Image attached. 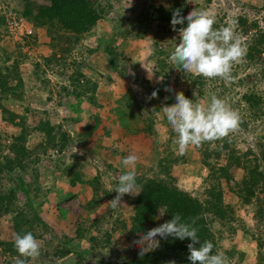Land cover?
I'll return each mask as SVG.
<instances>
[{"label": "trees", "instance_id": "trees-1", "mask_svg": "<svg viewBox=\"0 0 264 264\" xmlns=\"http://www.w3.org/2000/svg\"><path fill=\"white\" fill-rule=\"evenodd\" d=\"M17 1L21 3L19 17L34 28L44 30L49 39L48 47L51 53L42 57V63L32 64V70L25 72L24 64L20 59L24 55L18 51L17 56L10 59L13 52L7 53L5 48L0 47V121L13 128L8 140L1 136L0 132V220L5 218L9 229V232L3 228L0 229L1 264H13L14 258L19 255L14 247L15 234L31 232L38 241H42L43 235L51 231L50 227L38 216L37 206L35 207L34 203L39 198V194L42 195V191L45 194L53 185H49L46 190L40 188L36 180L37 166L47 155L54 153L59 156L72 140L68 129L64 130L63 124H61L62 122L73 121L71 118H63L60 123L54 125L50 123L48 118L41 116L42 112H36L33 113L31 122L28 123L27 108H23V113L15 114L10 110V104L15 102L21 104L25 101V81H33L44 88L46 92L45 101L54 100L53 103L56 107H63L67 103L66 99L70 97L75 101V104L84 100L85 103L95 108L98 105L95 99L96 84L86 80L81 72L83 67L81 60L72 61L71 72L65 81L56 85L52 84V88L49 87V81L44 76L45 72L51 71L54 65H58L61 70L69 65V60H73L72 50L78 41L95 27L109 9L108 6L103 8L100 5L101 0H42L45 2L44 4L32 0ZM203 2L207 3L209 0H203ZM177 8L182 9L183 15H187L189 8L185 0H167L165 6L152 4L141 8L129 25L135 33L133 36L145 34L152 23H158L162 25V28L168 27L167 33L170 31L178 32L179 28L186 27L187 22L185 21L184 25L176 26L177 31L172 30L170 24L172 12ZM4 22L3 17L0 16V27L1 23ZM245 23L243 17L236 18V24L240 27L239 32L244 33L242 29L245 28ZM250 27H255V24H250ZM127 33L129 32L123 29L119 34L124 37ZM117 34L118 32L113 33L114 36ZM111 44L105 46L103 40L98 39L96 47L87 50V53L90 55L94 50L101 49L108 58L111 67L117 69L119 55L117 49ZM245 46L246 55L241 61L245 63V67L255 65L254 68H256L259 59H264V33L259 34L257 32L252 35ZM170 54L169 51L160 52L159 58L155 61L154 75L156 77L162 80L173 72L175 83L183 79L182 84L195 91L199 97L204 96L205 87L208 83L211 85L210 92L220 89V93H224V79L219 77L206 79L185 72L169 62ZM260 67L263 68L264 63ZM61 70L59 76L64 73ZM23 73L26 77L23 76ZM139 81L149 85L148 80L144 78ZM242 82V79L237 80L238 85L244 84L246 88L245 92L240 94L236 108L240 110L245 107L242 109L245 115L239 112L242 114L240 127L245 129L248 122L264 118V101L261 96L252 91L254 84L247 80L241 84ZM166 85V81L164 84L149 85L147 102L145 106L138 107L144 115L142 132L145 134L152 133L154 113L161 106L157 107L156 104L160 101ZM153 91L157 92L155 98L151 97ZM127 93L120 97L122 103L124 99V104L125 102L129 103V98L127 99L129 93ZM188 93L187 89L185 95H189ZM68 106L66 104V108H69ZM168 127L169 139L175 140V132L171 126L168 125ZM33 137L37 138L34 139L36 142L30 145L29 141ZM233 139L227 136L215 141L204 142L199 147L194 146L199 154L201 165L207 171L206 178L210 182V186L204 190L202 200L172 184L171 169L186 159L183 155H174L165 150L163 157L156 160L154 169L136 175L139 194H127L131 196L128 204L132 213L126 219L121 214H117L115 218L109 216L111 220L106 219L105 215L96 217L100 206L116 195L114 191L110 192V190L117 181L108 190L101 184L99 172L95 171L94 174L88 172L87 168L80 162L81 158L75 154L72 153L67 162L65 155L56 156L59 166L51 169L52 182L56 180L55 175L58 174L67 178L68 187L74 188L81 185L87 189L86 191L83 190L82 198L84 201L80 202L81 214L73 220L75 228L72 241L85 239L90 250L83 252V250L69 243V245L62 244L51 247L50 242H45L43 243L44 247L40 248V255L37 258H21L26 259L27 264H39V260L59 261L69 255L73 257L72 264H85L86 261L94 262V264H165L169 260H175L176 264H191L188 260L187 248L191 241L187 238L181 241L173 237L165 239L157 237L159 247L143 256L139 255V251L122 253L113 246L112 234L120 231L128 239H134L137 234L143 235L146 228L156 227L170 220L171 215L178 212L184 219L197 218L198 236L201 242L209 240L213 243V254L223 252L229 258L230 264H241L246 255L234 246L225 247L220 243L224 239V228L228 234H234L238 231L232 227L235 220L233 212L229 206L223 204L219 187L221 181H224L228 191L235 192L234 194L240 200L241 205L254 206V217L262 219L260 222L264 224L262 209L264 198L258 196L264 192V165L260 166L264 162V148L258 149L255 154L250 149H246L240 162L239 156L235 152ZM221 153L225 158V163L215 166L210 160L217 161L216 159L220 157ZM52 156L54 155L52 154ZM235 168L242 170V177L231 186L229 185L232 181L230 171ZM165 211L166 213L162 217L160 216V220H157L159 212ZM214 222L218 227L216 232L213 228ZM262 231L264 233V228ZM241 233L242 236H247L246 230L241 231ZM261 235L257 234L250 237L256 244L255 264H264V255L261 252L263 247ZM64 241L69 242L67 238ZM196 246L199 247V244ZM101 252L106 254L107 260L100 254ZM90 257L91 259H89Z\"/></svg>", "mask_w": 264, "mask_h": 264}, {"label": "rangeland", "instance_id": "rangeland-1", "mask_svg": "<svg viewBox=\"0 0 264 264\" xmlns=\"http://www.w3.org/2000/svg\"><path fill=\"white\" fill-rule=\"evenodd\" d=\"M32 1L39 4L45 3L42 0ZM166 1L132 0V6L126 7L127 0H101L100 5L103 8L108 6L109 9L104 17L96 23L95 27L78 41L71 53L73 60H69L67 68L65 67V69L61 70L58 65H54L51 71L45 72L44 78L49 81V87L52 88V84L56 85L65 81L71 72L72 61L81 60L83 62L81 72L86 80L96 84L95 99L98 105L95 108L85 103L84 100H80L79 103L75 104V101L70 99V97L66 99V104L69 105V108H66V104L63 107H56L53 103L54 100L45 101L46 92L44 88L33 81H25L26 100L21 102V104L16 102L10 104V110L15 114H21L23 113V108H27L28 123L31 122L33 113L36 112H42L41 116L48 118L50 123L54 125L60 123L63 118H71L73 121L61 123L64 130L68 129L67 131L70 133L72 140L60 155L66 156V162L69 161L72 153L81 158L80 162L87 168L88 172L92 174L95 171L99 172L101 176L100 182L108 190L111 189L114 182L118 181L119 175L128 170L121 164V159L130 153H135L138 157L135 164L136 175L149 169H154L156 160L163 157L165 150H167L166 152H172L174 155L179 154L175 140L169 139V133L167 132L169 124H166V116L161 112L162 106H170L175 103V92H183L185 95L188 89L189 95H185V97L202 104L209 103L210 96L215 94L219 98L224 99L232 109L243 114L244 111L242 109L245 107L238 110L236 104L239 101L240 94L245 92L246 86L243 83L247 80L254 84L252 91L261 96L264 101V67H260L263 66L264 59H259V64L256 68H254L255 65L245 67V63L241 60L234 63L231 70L232 79H224V93H220V89L210 92L211 85L208 83L202 97L194 96L193 93L195 91L187 86L185 87L182 84L183 79L175 83L173 72L162 80L154 75L156 69L155 61L159 58L160 52H172L173 49L168 41L175 38L178 42L179 32L170 31L167 33L168 27L162 28V25L152 23L145 34L134 37L133 34L135 33L129 25L141 8L152 4L165 6ZM185 3L189 8L187 13L191 9L197 8L214 14L216 23L213 27L215 29L227 26L232 20L236 21V18L243 17L246 21L245 28L242 29L244 33L238 31L240 27L237 24L235 30L242 38L244 45L257 32L259 34L264 33V0H209L207 3L203 2V0H185ZM20 8L21 3L17 0H0V16L5 21L1 23L0 27V47L5 48L7 53L13 52L10 59L16 57L18 51L21 52L24 57L20 59L24 64L25 72H27L26 70H32V64L42 63V57L48 56L51 51L48 47L49 39L44 30L34 28L30 23L19 17ZM19 19L22 20V26L18 22ZM250 24H255V27H250ZM27 27L31 31L29 35L24 34L23 31ZM123 29L129 32L124 37L123 33L121 36L119 34ZM114 32H118V34L114 36ZM98 39L103 40L105 46L112 43L111 45L117 49L119 55L117 69L111 67L108 58L101 49L94 50L88 55L87 50L94 49ZM161 57L163 56L161 55ZM59 69L64 72L62 76H59ZM23 76L26 77L25 73H23ZM140 77L148 80L150 86L158 85L159 83L164 84V81L167 84L164 87L160 101L156 104L157 107L161 106L154 113L152 133L148 134L142 132L144 122L142 118L144 115L138 107L145 106L148 99L149 85L139 81ZM241 79L243 80L241 83L243 85H238L237 80ZM169 88L172 91H167ZM125 93L129 95L127 96L129 103L125 102L124 104V99L122 103L120 97ZM33 110L35 112H32ZM242 114H240L241 119ZM0 128L1 136L8 140L13 128L2 121H0ZM15 130L17 131V129ZM228 137L234 138L235 152L241 162L246 149H250L255 154L258 149L264 148V118L248 122L245 129H242L239 125V129L230 133ZM34 139L37 138L33 137L30 139V145L36 142ZM52 154L45 156L37 166L36 180L40 188L46 190L49 185H53L45 194L42 191V195L39 194V198L34 203V206H37L38 216L51 230L43 235L42 241H37L40 244V248L44 247L43 243L45 242H50L51 247L69 243L83 250V252H88L90 246L85 242V239H74L72 241L75 228L73 220L81 214L80 202L84 201L82 198L84 188L81 185H77L74 188L68 187L67 178L58 174L55 175L56 180L52 182V173L50 172L52 168L59 166L57 158L60 156ZM56 156L58 157L56 158ZM183 157L186 161H182L183 163L176 165L170 171L171 182L178 189L184 190L191 196L202 200L204 198V190L210 186V182L206 178L207 171L201 165L199 154L194 146H190L187 152L183 154ZM216 160L215 162L210 160V162L215 164V166L225 163L222 153ZM263 165L264 162L260 166L262 167ZM230 174L232 181H230L229 185L233 186L232 184L235 181H239L242 177V170L235 168L230 171ZM219 189L223 204L229 206L233 212L235 220L232 227L238 231L234 234H228L224 228V239L220 243L225 247L228 245L230 247L234 246L239 251H242L246 257L241 264H255L256 244L250 237L262 234L263 247L261 252L264 255V233L262 231L264 224L260 222L262 219L254 217L255 210L253 205H241L240 200L234 194L235 192H229L224 181H221ZM258 196L264 198V192ZM130 197V195L125 194L122 197L121 205L116 209H112L107 204L109 200L104 202L97 211L96 217L105 215L106 219L111 220L109 216L115 218L117 214H121L123 218H128L132 213V209L128 204ZM262 209L264 213V204ZM86 218L88 219V217ZM157 220H160L159 214L157 215ZM1 228L9 232L5 218L0 220ZM213 228H215V232L218 230L215 222ZM148 230H150L149 227L146 228V232ZM243 230H246L245 234L247 236L245 237L241 233ZM141 235L137 234L134 239H128L120 231L116 232L111 235L113 246L122 253H125V251H140L139 246L143 245H137L135 241H138ZM65 238L69 242H65ZM100 254L106 259L104 252ZM72 260L73 257L69 255L59 261L39 260L38 263L72 264ZM86 262L85 264H94V262Z\"/></svg>", "mask_w": 264, "mask_h": 264}, {"label": "clouds", "instance_id": "clouds-1", "mask_svg": "<svg viewBox=\"0 0 264 264\" xmlns=\"http://www.w3.org/2000/svg\"><path fill=\"white\" fill-rule=\"evenodd\" d=\"M131 6L132 0H127L126 7ZM185 21L186 27L178 29V42L175 38L168 41L173 49L168 57L169 62L185 72L206 79L219 77L231 80L233 64L246 55V46L235 30L236 21L232 20L227 26L215 29V15L207 10L193 8L185 16L182 9H174L170 21L172 30L177 31L176 26L184 25ZM193 95L196 96L197 93L194 92ZM156 96L157 92L153 91L151 97ZM161 112L165 114L168 124L176 134L174 142L180 155L185 154L190 146L199 147L204 142L227 137L239 129L241 122L238 111L215 94L210 96L209 103L202 104L186 98L183 92H175V103L162 106ZM137 159L135 153L121 159V164L128 170L119 175L116 185L110 190L116 193L107 202L112 209L121 205L125 194H139L135 171ZM165 213L166 211L159 212V215L162 217ZM196 223L197 218L184 219L180 213H173L170 220L151 228L135 241L137 245H143L139 246V255L143 256L159 247L157 237H173L181 241L187 238L191 241L187 245L191 264H230L225 253L213 254L214 245L211 241L201 242ZM14 247L19 255L14 258L13 264H27V260L21 257L35 259L40 255V244L31 232L15 234ZM165 264H176V261L169 260Z\"/></svg>", "mask_w": 264, "mask_h": 264}, {"label": "built area", "instance_id": "built-area-1", "mask_svg": "<svg viewBox=\"0 0 264 264\" xmlns=\"http://www.w3.org/2000/svg\"><path fill=\"white\" fill-rule=\"evenodd\" d=\"M18 22L20 23V26H22V24H21V22H22V20L21 19H19L18 20ZM24 34H26V35H29L30 33H31V31H30V28L29 27H27V28H24Z\"/></svg>", "mask_w": 264, "mask_h": 264}, {"label": "crops", "instance_id": "crops-1", "mask_svg": "<svg viewBox=\"0 0 264 264\" xmlns=\"http://www.w3.org/2000/svg\"><path fill=\"white\" fill-rule=\"evenodd\" d=\"M84 188V187H83ZM84 190L86 191V189L84 188ZM65 192H67V191H65Z\"/></svg>", "mask_w": 264, "mask_h": 264}]
</instances>
